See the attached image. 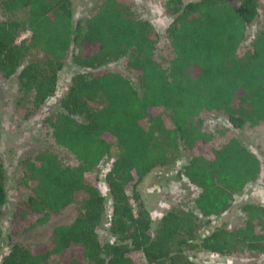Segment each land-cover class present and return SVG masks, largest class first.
<instances>
[{"label": "trees", "instance_id": "trees-1", "mask_svg": "<svg viewBox=\"0 0 264 264\" xmlns=\"http://www.w3.org/2000/svg\"><path fill=\"white\" fill-rule=\"evenodd\" d=\"M257 8L258 0H164L171 20L163 66L157 32L127 0H103L77 20L72 0H0V79L15 81L18 119H31L54 96L67 60L75 69L57 110L42 119L72 163L49 150L19 162L25 195L4 231L0 264H196L194 253H248L264 264V206L245 203L235 223L210 228L249 184L264 186V168L238 136L217 142L204 121L215 112L234 131L264 123V30L249 39ZM97 99L102 107L91 109ZM177 151L187 158L175 180L198 192L152 228L138 187ZM112 152L107 212L97 169ZM5 199L0 161V218ZM73 207V220L53 227L51 247L29 238ZM104 221L109 240L101 243Z\"/></svg>", "mask_w": 264, "mask_h": 264}, {"label": "rangeland", "instance_id": "rangeland-1", "mask_svg": "<svg viewBox=\"0 0 264 264\" xmlns=\"http://www.w3.org/2000/svg\"><path fill=\"white\" fill-rule=\"evenodd\" d=\"M103 0H72L73 20L82 19L93 12V8L98 6ZM121 1V0H119ZM132 5V10L136 15L147 19L158 34V47L156 55L163 66H166V55L164 51V33L171 17L165 15L162 10L164 0H127ZM258 16L249 27V39L257 30H264V0H258ZM25 33L21 38L27 36ZM250 47L245 46L239 50V55L243 52H249ZM114 68H120L121 62L111 64ZM111 65H109L111 67ZM75 69L71 66L69 60L65 63L60 72L57 89L54 96L29 120L21 121L13 108V99L15 96V81L0 79V161L4 172V187L6 193L5 203L2 207L0 218L1 229L3 230L0 239V257L6 252V237L4 231L7 230L11 212L25 193L22 187L18 186L21 175L19 162L24 158L34 160L35 157L49 150L54 153L61 163H72L71 158L65 151L55 146L48 134L46 128L42 125V119L57 110V100L65 92L67 84ZM91 109L102 107L100 100H95L89 104ZM19 117V116H18ZM205 125L208 129H216L215 141L225 139L230 135L238 136L260 160L262 169L264 168V123L254 127L246 124L240 130L234 131L227 123L225 117L219 113L210 112L204 116ZM174 159L167 166L153 170L149 173L138 187L140 197L152 221V228L161 217V215L171 206H177L185 210L189 202L195 197L197 188L189 185L184 179L175 180V172L185 161L187 156L182 151L173 153ZM114 156V152L105 158L97 169L98 173V191L104 197L106 211H109V199L107 197V187L104 182V174ZM257 203L264 206V186L259 179L249 184L246 190L234 197L230 212L222 218L215 221L212 227L226 222L235 223V211L245 203ZM77 207L69 208L55 220L34 230L29 238L43 243L48 247L53 245L52 229L57 224H67L77 215ZM107 225L104 221L101 228L97 230L99 241L109 240ZM208 231V229H207ZM190 259L196 264H263V259L253 254L243 253L239 257H223L209 253L189 254Z\"/></svg>", "mask_w": 264, "mask_h": 264}]
</instances>
